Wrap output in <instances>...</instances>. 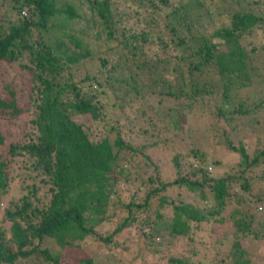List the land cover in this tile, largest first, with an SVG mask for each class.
<instances>
[{"label":"trees","instance_id":"obj_1","mask_svg":"<svg viewBox=\"0 0 264 264\" xmlns=\"http://www.w3.org/2000/svg\"><path fill=\"white\" fill-rule=\"evenodd\" d=\"M0 3L16 14L15 20L5 13L0 19V146L7 137L1 124L17 131L0 153V204L10 188H17L11 171L15 158H27L39 177L25 188L20 183L25 193L3 212L0 264H64L65 248L85 252L89 240L110 245L126 229L136 230L144 241L167 236L183 241L192 259L207 244L211 224L229 223L231 238L259 240L264 235L252 215L233 207L239 195L251 192L254 174L264 181V129L259 134L263 140L256 136L253 146L224 138L231 151L228 162L237 158L233 155L238 161L224 164L228 171L222 175L213 174L222 162L192 143L172 154L169 175L150 152L160 145L152 140L160 129L157 122L179 129L184 118L180 107L174 115L170 107L160 113L175 98L185 100V110L210 99L224 124L237 117L262 123L264 78L257 79L255 62L264 55V16L256 1L139 0L156 15L141 32L115 0ZM249 34L251 41L243 38ZM83 35L99 38L87 42ZM230 91L237 92L234 99ZM140 102L150 112L139 106L140 113L132 110L133 118L125 116V107ZM148 114L144 127L140 120ZM24 118L26 127L20 123ZM85 118L95 123L93 130L80 120ZM234 164L239 170L230 172ZM131 169H136L133 178ZM40 190L47 200L38 196ZM120 191L131 193L126 203L118 200ZM253 198L264 205V194ZM107 223L115 227L104 237L97 229ZM218 241L220 247L226 244L223 237ZM248 253L239 241L232 242L223 254L229 260L220 264H250ZM89 256L80 264H93ZM191 256L170 262L202 264Z\"/></svg>","mask_w":264,"mask_h":264},{"label":"rangeland","instance_id":"obj_2","mask_svg":"<svg viewBox=\"0 0 264 264\" xmlns=\"http://www.w3.org/2000/svg\"><path fill=\"white\" fill-rule=\"evenodd\" d=\"M67 1H72L76 4H80L79 2L81 0ZM240 1L248 3L252 0ZM253 1L257 2L255 6L264 16V0ZM138 2L139 0H115V5L116 8L121 9L123 13H127L132 17L131 19L133 27L137 30V32H141L143 31L145 21H151L152 19L155 20L156 15L153 13V8L147 6H140ZM7 3L5 5L0 3V19L5 17V13L9 15L11 20H15L16 14H10V8ZM143 4L148 3L147 1H144ZM82 10H87V8L84 7ZM53 20L54 19L52 18L50 23ZM56 22L59 23L61 21L60 19H57ZM80 25L81 24H71V26L75 28H80ZM82 25H84V22H82ZM82 38L88 42V39H98L99 37L92 36L91 38H89V36L83 35ZM243 38H246V40L249 41L254 39L253 36L250 34L249 36L244 35ZM66 43L71 49H75V46L72 42H69L67 40ZM251 46H255L253 44V41L251 42ZM260 46L261 45L258 44L256 47ZM80 50L81 52H83L81 48ZM261 53L262 52H260L259 54ZM261 56L262 57L260 59H256L255 62V67H257L256 74L258 80H262L264 78V55ZM90 66L94 68L93 61H90ZM86 71L87 70H83L84 75ZM13 75L14 72L7 74L6 77L10 79ZM19 75L20 74L18 73V76ZM170 78L167 76L165 80H168L172 83ZM75 80L76 82H79L80 77L76 76ZM234 93L237 92L230 91L228 93L229 98L231 97V99H234ZM240 95L245 97L243 92H240ZM176 99L177 98L172 100V102L167 101L165 103L167 106H165L160 113H168L170 107L172 108V111H169V114L174 115L177 112V108L180 107L182 109L181 114L184 115V118L180 119V123L178 126L179 129L178 131L173 130V128L168 125L164 128L165 124L156 121L159 124L160 129H158L155 133V138L157 139L152 140L159 141L160 145L154 148L153 151H150L154 162L157 165H160L162 167L163 172L167 175L173 173L171 171L170 163V158L172 154L176 153L177 151H185L192 144L196 147H199V149L205 152V154H207L209 157L218 159L222 162L223 165L215 167V170L213 172L214 175H222L224 170L228 171V166L224 164L230 163L228 162V160L231 152L229 148L225 146V143H223L224 138H228V140L231 141V144L233 143V145H236L237 142L241 141L246 146H253L254 144H256V136L262 138L259 134H261L264 129V118L262 119V123L260 124H255L251 120V117H237L239 119H237L238 121H235L232 124H224L216 116L217 110L214 106V103L210 99H203L202 101L196 103L194 107L190 110L184 109V107L186 106V102L183 98L175 101ZM26 102L27 101L21 102V105L23 107H26ZM141 104L143 103L140 102L137 104V106L131 104L130 106L125 107V116L133 118L132 110H137L140 113V110H138L139 106H141L142 110H144L145 112H150V109L147 108L148 105ZM148 116L149 114L144 116V118L140 120V124H142V126L144 127H147L145 121L148 122ZM24 120L25 118L20 121L22 125H24ZM80 120L90 125L92 130L96 127L95 123H93L87 118ZM250 124H252V126H249ZM1 127L3 129V133L7 134V137L4 144L0 146V153H5L8 149L9 142H11L16 137L17 131L14 129V127H11V125H8L7 123L1 124ZM24 127L26 126L24 125ZM104 134L105 133H103L102 135ZM130 136H135V134L130 133ZM233 157L237 158L234 159L231 163H237L238 156L233 155ZM138 162H140L139 159ZM11 165V171L13 174V178L15 179L14 184L17 185L18 189L10 188L9 194L7 193L4 196V199L0 204V222L2 220L1 218L3 216V212L9 202L16 200L22 193H25V190H19L18 186H20V183L21 186L25 188V186L31 185L35 180L39 181L37 172L32 171L33 168L31 167V163L27 158L17 157L12 161ZM136 165L143 167V164ZM234 165L236 166L230 172H235L239 170V166H237V164ZM135 170L131 169L133 173L132 178L136 176ZM260 175L261 174L258 172L254 174L255 181L251 186V192L249 194L244 193L239 195L238 198L233 201V207L238 208L240 211H242L243 216L249 217L252 215L254 219L253 221L256 224L257 222H259L260 227H262L261 229L264 230V205H258L256 202H254L253 198L264 194V181L259 180ZM146 176L147 174L144 175V179H146ZM129 194L131 193L128 191H120V196L118 200H120V202L126 203ZM38 196L43 200L48 199V197L44 195L42 190L39 191ZM238 202L240 203L239 205ZM229 214L230 211L224 213L223 216L225 218V221H227V217L229 216ZM3 226L5 228H8L7 224L5 223ZM114 227L115 225L113 223H107L106 225L98 227L97 232L100 233L102 236L106 237L111 232V230H113ZM241 227L243 230H246V226L243 225L242 221ZM231 230L232 227L230 228L229 223H224L220 225L211 224L206 229L208 237L207 244L199 248V255L197 256V258L194 257L193 259L190 254L191 248L187 244H184L183 241H177V239L172 238L171 236H167V238L165 239L156 237L152 240L150 239L144 241V239L140 236L139 232H137L136 230L128 231L127 229L123 230L110 245H104L96 241L89 240L87 242L88 244L83 247L86 253L82 252L78 248L68 247L65 248L62 254L64 257V264H80L81 262L79 260L86 258V256L89 255L91 256L89 257L93 260V264H173V262H170L171 258H185L189 255L191 256L192 260L200 261L202 264H220V260L222 259H224L225 261L229 260V258H224L223 254L231 248L232 242L239 241L240 247L249 252L248 259L250 260V264H264V235L261 236L259 240L253 239L252 236H247L246 238L239 236H237L236 238H231L229 235ZM238 234H240V232H238ZM220 237H223L226 241V244L222 245L221 247L218 245V240ZM47 246H52L53 250H58L57 247H54V243H49ZM143 260H145L146 263H144ZM17 264H30V262L19 261V263Z\"/></svg>","mask_w":264,"mask_h":264},{"label":"built area","instance_id":"obj_3","mask_svg":"<svg viewBox=\"0 0 264 264\" xmlns=\"http://www.w3.org/2000/svg\"><path fill=\"white\" fill-rule=\"evenodd\" d=\"M22 14H23V16H26L27 15V12H23Z\"/></svg>","mask_w":264,"mask_h":264},{"label":"water","instance_id":"obj_4","mask_svg":"<svg viewBox=\"0 0 264 264\" xmlns=\"http://www.w3.org/2000/svg\"><path fill=\"white\" fill-rule=\"evenodd\" d=\"M0 249H1V243H0Z\"/></svg>","mask_w":264,"mask_h":264}]
</instances>
